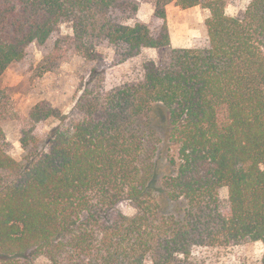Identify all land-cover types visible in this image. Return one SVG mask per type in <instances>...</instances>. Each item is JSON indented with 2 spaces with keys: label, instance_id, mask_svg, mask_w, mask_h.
I'll list each match as a JSON object with an SVG mask.
<instances>
[{
  "label": "trees",
  "instance_id": "trees-1",
  "mask_svg": "<svg viewBox=\"0 0 264 264\" xmlns=\"http://www.w3.org/2000/svg\"><path fill=\"white\" fill-rule=\"evenodd\" d=\"M172 1L209 10L206 45L109 89L93 67L68 111L36 102L20 160L0 126V264H204L195 246L264 247V0L237 16L226 0H155L156 26L128 23L135 0H0V76L65 22L43 71L68 52L99 62L102 45L118 61L169 46Z\"/></svg>",
  "mask_w": 264,
  "mask_h": 264
},
{
  "label": "rangeland",
  "instance_id": "rangeland-1",
  "mask_svg": "<svg viewBox=\"0 0 264 264\" xmlns=\"http://www.w3.org/2000/svg\"><path fill=\"white\" fill-rule=\"evenodd\" d=\"M138 10L128 23L139 20L152 26L160 25L162 20L154 17L155 0H135ZM251 0H226L225 12L237 16L244 12ZM209 10L200 5L182 8L174 1L165 5V22L170 44L161 48L144 47L132 58L118 61L114 48L102 45L98 51L103 59L99 62L85 59L81 55L68 52L55 67L42 70L40 62L45 53L52 50L58 35L70 34V24L59 25L56 32L45 45L31 44L24 58L11 65L0 76V126L7 140L9 154L20 160L22 148L19 142L20 129L30 108L38 101H48L55 107L68 111L87 81L90 70L97 67L104 71V85L107 89L143 77V63L148 59L158 60L169 54L171 48L204 46L207 43L205 19ZM163 115L161 114V120ZM219 197L226 200L227 187L219 189ZM121 212L133 215L136 208L128 200L118 204ZM264 251L260 240L246 241L230 246H195L192 256L204 264H261ZM44 255L35 259V264H48ZM146 264H152L147 261Z\"/></svg>",
  "mask_w": 264,
  "mask_h": 264
}]
</instances>
